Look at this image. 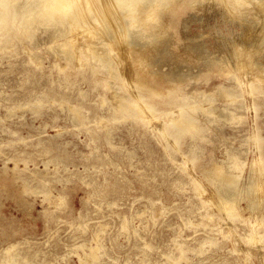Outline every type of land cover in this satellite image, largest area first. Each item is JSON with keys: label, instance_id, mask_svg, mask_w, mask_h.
I'll list each match as a JSON object with an SVG mask.
<instances>
[{"label": "rangeland", "instance_id": "rangeland-1", "mask_svg": "<svg viewBox=\"0 0 264 264\" xmlns=\"http://www.w3.org/2000/svg\"><path fill=\"white\" fill-rule=\"evenodd\" d=\"M186 1L163 18L162 42L120 66L124 84L87 52L98 38L80 30L82 63L58 55L52 29L0 44V264H264V213L248 209L249 192L242 216L223 212L204 172L236 157L245 183L264 160V84L250 91V68L235 72L241 86L210 68L221 57L235 65L234 47L251 49L264 17L251 24L218 0ZM262 50L251 59L264 64ZM135 68L170 88L197 128L173 121L179 108L167 97L146 100L157 111L145 106V121L115 110L108 83L147 95ZM211 105L228 113L207 115ZM92 247L96 260L85 257Z\"/></svg>", "mask_w": 264, "mask_h": 264}, {"label": "bare ground", "instance_id": "bare-ground-1", "mask_svg": "<svg viewBox=\"0 0 264 264\" xmlns=\"http://www.w3.org/2000/svg\"><path fill=\"white\" fill-rule=\"evenodd\" d=\"M199 1L204 2L207 0ZM78 2L80 4V11L74 25L72 27L52 29L53 37L56 40L55 45L57 46L55 49L59 50L58 55L67 58L69 61L83 62L84 59L80 56L79 52L86 48V46L82 47L81 45H78L74 39V35L80 30L83 37L98 38V40L94 41L92 45H90V43L87 45V49L91 51H86L91 52L92 58L97 59L98 63L105 68V74L108 77L117 78L123 83L124 79L120 72V66H122L123 62H128L130 60L133 62V59L131 58L134 54H137L140 59L145 58L147 49L155 43L162 42L168 27V24H166V21L163 18L175 14L187 1L152 0L153 3L159 4V7L144 8L139 10L133 9L128 12L120 10L119 6L121 4L128 3L129 0H78ZM218 3L222 4L224 12H226L229 16H232L234 13L242 14L244 16V21L251 24L260 20L261 16L264 17V0H218ZM162 19L165 23H161ZM104 33L106 34L105 36H103ZM261 34L262 36L259 39L253 41L251 49H245L243 46L237 44L236 41L237 45L234 47L235 51L233 53L235 54V57H237V60L235 59L237 61V65H233L231 63L229 64L227 59L221 57V59L211 60L210 68L217 67L220 70H224L226 68L228 74L234 73V80L238 86H241L242 82L240 77H238L235 72L239 69L244 70L246 68H250L252 71L250 72L251 76L248 79L250 91L253 89H262L259 81L264 84V64L259 60L251 59L250 57L251 50H255L253 53H261L263 51L262 49H264V29ZM124 38L127 40L128 44H126V48L124 50L117 54V51H119L118 49L121 47V40ZM231 43L232 46L230 48H233V41ZM120 54H122L123 57L120 58ZM243 57H245L244 60H241ZM131 74L139 79L137 83L142 85L141 89H143L147 95L145 96L140 93L132 94L128 92V90H122L119 86H112L108 83L107 85L112 89L111 98L112 101L115 102V110L121 111L125 115L145 121L147 113L145 109H150L151 113H155L157 111V109L154 107L152 108L146 100H148L151 96L152 98L167 97L169 99L168 103L175 104L176 107L179 108V115L174 117L173 121L183 125L185 129H190L192 127L197 128L198 124L196 120L185 118L189 107L183 102L177 103L175 98L171 95L170 88H165L164 86L155 84V82L152 81V77L148 73L143 75L141 69L135 68ZM218 88L220 92H222L221 96L224 98L236 96L232 88H226L223 85H220ZM131 91H133L132 88ZM145 106L147 107L145 108ZM251 107L253 108L252 105ZM71 110L76 117H80V113L77 108L72 107ZM203 111L207 113V115L218 114L219 116H223L224 113L227 112L226 109H218L216 106L212 105L204 108ZM171 113L173 112L167 114ZM163 135L170 138L172 137L169 129L164 130ZM254 138H256L255 135ZM254 141H256V139H254ZM173 147L177 148L176 145ZM230 158L232 162L228 169L215 164L210 169H206V171H204L206 173V178L211 181L212 186L215 187L217 192L216 195L220 199L219 209H223V212L227 210V212L230 211L231 213L232 211L234 215L242 216L244 208L242 209V207L237 206V202L242 199V194L244 192H249L250 195L248 196V200L250 205L248 206V209L257 214L264 213V160L257 157L255 160L256 162H252L249 174L250 177L247 182L242 183V175L235 172V170L238 169L237 167L239 166V161H237L236 157ZM259 160H261L260 165L258 162ZM252 212L250 214H252ZM234 215L231 216L234 217ZM252 225H254V223ZM123 226L126 227V223H124ZM257 226L259 227V225ZM254 235H251L250 238ZM255 236L257 237V235ZM95 240L97 239L95 238ZM256 241V243H259L262 240ZM251 242L254 241L251 240ZM256 243L254 242V245ZM98 256L99 248L92 247L89 252L85 253L86 259L87 257H92L96 260ZM80 261L81 263H84V259L80 258ZM175 264L179 263L176 262Z\"/></svg>", "mask_w": 264, "mask_h": 264}, {"label": "clouds", "instance_id": "clouds-1", "mask_svg": "<svg viewBox=\"0 0 264 264\" xmlns=\"http://www.w3.org/2000/svg\"><path fill=\"white\" fill-rule=\"evenodd\" d=\"M152 0H129L120 10L156 8ZM78 0H0V44L10 43L38 29L72 27L79 15Z\"/></svg>", "mask_w": 264, "mask_h": 264}]
</instances>
